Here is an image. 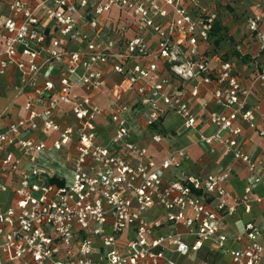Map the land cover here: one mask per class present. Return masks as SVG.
Masks as SVG:
<instances>
[{"label": "built area", "instance_id": "built-area-1", "mask_svg": "<svg viewBox=\"0 0 264 264\" xmlns=\"http://www.w3.org/2000/svg\"><path fill=\"white\" fill-rule=\"evenodd\" d=\"M218 1L7 0L0 75L15 66L28 90L0 127V264H264V214L223 230L264 202L240 125L264 137V0H224L244 14L232 57L214 46ZM202 90L211 134L193 109ZM135 106L154 143L175 114L220 145L247 172L240 194L227 190L234 165L193 170L186 146L156 159L133 140Z\"/></svg>", "mask_w": 264, "mask_h": 264}, {"label": "crops", "instance_id": "crops-1", "mask_svg": "<svg viewBox=\"0 0 264 264\" xmlns=\"http://www.w3.org/2000/svg\"><path fill=\"white\" fill-rule=\"evenodd\" d=\"M26 1L29 4L34 3V0ZM205 1L207 2L210 0ZM8 14L9 9L7 0H0V22L7 17ZM214 20H217L222 25L225 24L221 22L222 20L220 21L216 18ZM226 20L228 21L234 19L229 17ZM43 25L49 29H52L53 26L51 20L48 18L43 19ZM241 32L242 30L239 32L237 37H239ZM228 34H230L229 31ZM214 35L215 34H213V40L215 39ZM215 45L216 42H214V46ZM217 47L220 50V47ZM225 48L226 49L224 51H226V53L224 57H232L233 54L230 53L232 48ZM238 65L240 68L243 67L240 61H238ZM43 74H48L47 70H44ZM0 90V127H4L8 122L15 120L23 114V103L25 100L24 92L28 90V88H22L20 72L15 66H9L6 73L0 75ZM186 96H188V94H186ZM96 99L100 105L105 104V100L102 95ZM205 99H209V95L202 90L199 97L196 98V100H193V109L200 120V125L198 126L200 128V132H203L204 134H211L214 131V127L206 118L205 110H202L200 106L202 100ZM261 101L264 102V90H261ZM215 107L216 105L214 103H210L208 108L211 109ZM146 112L147 110L144 107L135 106L132 111L128 113L133 140L140 144H146L149 153L156 159L163 158L167 150L173 146H186L189 152V159L186 161L187 163H185V166H188L193 170L202 169L205 171L216 172L222 170L229 164L234 165L239 173L238 176L236 175L229 180L227 183V190L230 196L240 194L248 179L247 172L244 170L242 165L235 162L231 155L225 152L220 145H208L199 141V133L195 129L184 128L183 126L177 128L176 125L179 124L180 118L175 114H169L162 120L161 130L166 137L160 143H154L148 138L149 128H147L144 124ZM100 122L101 127L104 129V126H106L108 121L106 118H102ZM240 125L243 129V137L245 138V148L253 154L258 162L264 163V137L258 136L245 123H240ZM105 134L106 133H104V135ZM61 170L62 169H60V172ZM61 173L66 174V170L63 169ZM263 214L264 202L260 205H254L251 214H245L241 210H238L233 216H230L225 220L223 230L225 228L229 234L234 235L241 230L242 225L246 220L244 219V215H247V218L250 219L254 217L259 218ZM227 231L225 232L227 233Z\"/></svg>", "mask_w": 264, "mask_h": 264}, {"label": "rangeland", "instance_id": "rangeland-1", "mask_svg": "<svg viewBox=\"0 0 264 264\" xmlns=\"http://www.w3.org/2000/svg\"><path fill=\"white\" fill-rule=\"evenodd\" d=\"M241 6V4H239ZM239 6L234 4V5H230V4H225L224 0L218 1V4L216 6V11H215V18L219 19L221 22L225 23V24H220L222 27L226 28V30L223 29H219L218 31H216V29L212 28V34H215V41H216V45L220 47L219 53L222 56H225L226 51H224L226 48H232V44L234 39L237 37V35L239 34V32L243 29V13L242 11L239 10ZM241 8H243V6H241ZM235 16V17H234ZM237 16V17H236ZM233 18L234 20H226L227 18ZM216 22H218L216 20ZM215 23V22H214ZM228 31L230 32V34H228ZM230 53H233L232 51ZM234 54V53H233ZM181 120V119H180ZM179 120V124L176 125L177 128H180L181 126H183L182 121L180 123ZM56 166H58V169H62L61 172L64 169V162L63 161H58L55 163ZM69 179L71 178V171L67 170L66 171ZM244 219H248L247 215H244ZM245 220V221H246ZM225 231H227L224 228ZM227 233L229 234V232L227 231ZM229 235H233V234H229Z\"/></svg>", "mask_w": 264, "mask_h": 264}, {"label": "trees", "instance_id": "trees-1", "mask_svg": "<svg viewBox=\"0 0 264 264\" xmlns=\"http://www.w3.org/2000/svg\"><path fill=\"white\" fill-rule=\"evenodd\" d=\"M213 29L215 28L216 31H218L219 29H223V30H226V28L222 27L219 22H216L213 24ZM213 33V32H212ZM217 41V40H216ZM215 39H214V42H216ZM246 57H243L242 59L245 60Z\"/></svg>", "mask_w": 264, "mask_h": 264}]
</instances>
